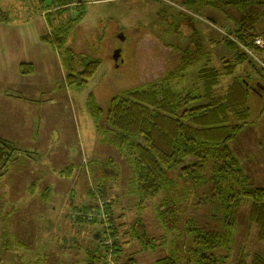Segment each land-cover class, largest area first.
Returning <instances> with one entry per match:
<instances>
[{
	"label": "rangeland",
	"instance_id": "obj_1",
	"mask_svg": "<svg viewBox=\"0 0 264 264\" xmlns=\"http://www.w3.org/2000/svg\"><path fill=\"white\" fill-rule=\"evenodd\" d=\"M43 1V6L26 13L32 22L38 23L40 18L53 28L68 29V41L78 55V72L83 67L81 59L94 61L98 70L94 78H79L81 84L75 85L67 82V65H57L45 81L54 85V91L49 92L44 85L48 93L36 112L45 121L42 132L46 136L29 142L23 133L17 137L19 128H12L16 137H0L6 140L0 144L6 153L19 149L0 175V264H158L174 248L179 231L168 232L159 221L157 209L162 197L149 199L138 210L137 198L129 193L134 185V167L119 148L116 134L102 126L105 117L93 115L90 95L104 107L114 95L153 82L167 68V58L169 64L176 63L179 55L168 46L171 43L182 48L198 46L202 54H211L208 56L220 65L221 59L233 55L220 29L234 32L241 14L226 11L224 0L214 4L196 0L194 5L186 4V0H84L83 5L78 0ZM251 1L255 5L251 4L247 12L257 18V30L262 32L264 4ZM22 2L38 5L40 0ZM47 9L51 11L44 15L42 10ZM211 36L223 41L209 42ZM260 36L264 40V32ZM157 40H162V49L168 51L164 56L160 55L161 47L154 44ZM248 52L262 69L264 54L257 60L251 49ZM245 69H250L252 79L248 80L258 89L250 98L253 123L240 131L230 147L249 177L246 186L252 189L264 187V77L253 72L248 63L238 72ZM40 79L43 82L44 77ZM0 123H5L7 136L9 124L25 128L21 117H12L7 123L5 112L0 113ZM55 134L61 136L52 139ZM97 184L105 186L106 197ZM110 200L123 238L122 252L117 256L113 251L103 254L97 242L102 238L105 245L112 240L103 238L104 228L99 222L91 223L95 218L108 221L105 204ZM240 200L234 210L225 264H253L256 255L264 257V241L250 218L252 202ZM137 217L157 239L153 248H144L130 236V226ZM97 231L101 232L99 240L94 239ZM95 248L93 253L99 260L93 262L90 251Z\"/></svg>",
	"mask_w": 264,
	"mask_h": 264
},
{
	"label": "trees",
	"instance_id": "obj_2",
	"mask_svg": "<svg viewBox=\"0 0 264 264\" xmlns=\"http://www.w3.org/2000/svg\"><path fill=\"white\" fill-rule=\"evenodd\" d=\"M195 2L186 0V4ZM258 2L264 4V0ZM251 4L255 5L251 0L222 2L226 11L236 10L241 15L234 32L220 29L226 44L233 49L232 58L221 59L220 65L208 56L211 54H202L198 46L182 48L170 44L179 55L176 63L169 64L167 58V68L153 82L114 95L104 107L90 95L93 115L105 117L102 126L116 134L119 148L134 167V185L129 193L137 198L138 210L149 199L162 197L157 217L168 232L179 231L174 248L158 264H225L235 224L234 210L240 198L251 200L250 218L264 241V187L246 186L249 177L230 147L240 131L253 123L250 98L258 91L248 80L252 79L250 69L238 70L248 63L253 72L264 77V67L259 69L248 52L251 49L256 59L264 54V48L255 43L264 31L257 30V18L247 12ZM7 15L0 7V20ZM62 28L52 27L53 33L42 39L64 51L70 71L67 82L80 85L79 78H94L98 67L90 59H81L83 67L78 72V55L67 45L68 29ZM212 38L209 42L223 41ZM157 41L154 44L162 49L163 41ZM162 53H168L167 49ZM23 66L25 71L26 65ZM4 141L0 139V144H6ZM4 149L0 146V175L19 150L11 148L6 153ZM98 184L106 197L105 186ZM111 205V200L105 204L108 221L95 218L91 223L99 222L104 228L103 238L112 240L104 245L100 237L97 243L103 247V254L113 251L117 256L122 252L123 238L116 222L119 216L115 217ZM130 234L146 249L156 245L157 239L140 217L131 224ZM95 250L90 251L93 262L99 260ZM253 264H264V257L256 255Z\"/></svg>",
	"mask_w": 264,
	"mask_h": 264
},
{
	"label": "crops",
	"instance_id": "obj_3",
	"mask_svg": "<svg viewBox=\"0 0 264 264\" xmlns=\"http://www.w3.org/2000/svg\"><path fill=\"white\" fill-rule=\"evenodd\" d=\"M84 2L78 0L80 5ZM22 3V0L14 3L0 0V7L8 14L5 20H0V77L3 81V86H0V113H6L7 123L12 117H21L25 128L16 127L20 122H16L14 127H9V124L7 136L4 132L5 123H0V137L10 140L16 137L11 129L19 128L17 137L23 133L26 141L35 142L46 136L42 132L45 121L36 113L45 100L43 95L46 97L48 93H45L44 85L50 88L49 92L54 91V85L49 86L45 82L46 77L52 75L57 65L65 64V55L63 58L64 51L57 50L51 42L42 39L48 33H53L50 23L38 18L35 25L26 14L32 7L40 8L45 2L40 0L38 5ZM46 11L51 10H42V13L45 15ZM67 45H71L69 41ZM23 65H26L25 71ZM41 76L44 77L43 82ZM51 136L52 139H58L61 134Z\"/></svg>",
	"mask_w": 264,
	"mask_h": 264
},
{
	"label": "water",
	"instance_id": "obj_4",
	"mask_svg": "<svg viewBox=\"0 0 264 264\" xmlns=\"http://www.w3.org/2000/svg\"><path fill=\"white\" fill-rule=\"evenodd\" d=\"M120 37H121L122 39H124V35H123V34L120 35ZM118 52H120V51L118 50ZM115 58H116V60H118V58H119V53H118L117 56H115ZM100 237H101V232H100V231H98L97 233H95L94 238H95L96 240H99Z\"/></svg>",
	"mask_w": 264,
	"mask_h": 264
},
{
	"label": "built area",
	"instance_id": "obj_5",
	"mask_svg": "<svg viewBox=\"0 0 264 264\" xmlns=\"http://www.w3.org/2000/svg\"><path fill=\"white\" fill-rule=\"evenodd\" d=\"M263 40V38H261V37H258V38H256V40H255V43L259 46V47H263L264 48V40ZM250 51V50H249Z\"/></svg>",
	"mask_w": 264,
	"mask_h": 264
}]
</instances>
